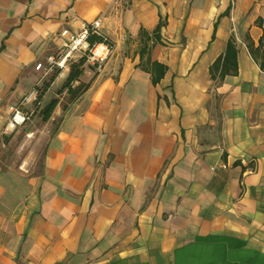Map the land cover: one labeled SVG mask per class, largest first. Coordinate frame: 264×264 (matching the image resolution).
I'll list each match as a JSON object with an SVG mask.
<instances>
[{
  "label": "crops",
  "instance_id": "0c3cea01",
  "mask_svg": "<svg viewBox=\"0 0 264 264\" xmlns=\"http://www.w3.org/2000/svg\"><path fill=\"white\" fill-rule=\"evenodd\" d=\"M98 19L41 166L0 160V264H264V0H0V148Z\"/></svg>",
  "mask_w": 264,
  "mask_h": 264
},
{
  "label": "rangeland",
  "instance_id": "374dc122",
  "mask_svg": "<svg viewBox=\"0 0 264 264\" xmlns=\"http://www.w3.org/2000/svg\"><path fill=\"white\" fill-rule=\"evenodd\" d=\"M79 59V56L76 57L74 63H77ZM85 66L88 67L89 64L86 63ZM70 68L71 65L68 67V69L61 71L53 81L51 79L52 76L59 70L57 68L51 71L48 75L40 78L37 88L39 94L43 93V102L40 104L36 103V105L33 104L24 106L26 111L30 112L33 110V114L26 124H24L14 133L6 135L8 140L5 141V145L1 146L0 148V160L2 162L8 165L17 166L18 164L25 162L27 159H31L38 167L41 166L43 162V152L46 144V137L56 129L64 109L68 106V104L74 101L73 98L70 97L67 90L60 92L64 81L70 72ZM63 72L65 75H63ZM58 77H61L59 82L54 86L53 89H50L52 83ZM47 83H49L48 87ZM76 84L77 83H75V85ZM55 98L59 99V104L56 108L57 110L55 109L58 112L55 115H53L55 111L53 112V120L51 119L48 122H45L43 121L42 111L44 107Z\"/></svg>",
  "mask_w": 264,
  "mask_h": 264
},
{
  "label": "built area",
  "instance_id": "2783aa9c",
  "mask_svg": "<svg viewBox=\"0 0 264 264\" xmlns=\"http://www.w3.org/2000/svg\"><path fill=\"white\" fill-rule=\"evenodd\" d=\"M101 20L98 19L90 24H83L78 32H72L69 29L62 30L60 36L63 43L57 52L49 55L44 61L37 62L35 69L43 72V76L48 75L54 69L60 72L68 69L75 62L76 57L86 58V63L93 65L96 69L101 70L103 65L109 59L112 46L108 42L90 44V35H102L100 32ZM38 88L31 91L23 101L17 105L9 106V115L4 127V134L10 135L26 124L33 110L26 111L24 106L36 105L38 102Z\"/></svg>",
  "mask_w": 264,
  "mask_h": 264
},
{
  "label": "trees",
  "instance_id": "16d2710c",
  "mask_svg": "<svg viewBox=\"0 0 264 264\" xmlns=\"http://www.w3.org/2000/svg\"><path fill=\"white\" fill-rule=\"evenodd\" d=\"M89 42L90 44H94V43H101V42H108L110 46H112L111 41L109 40V38H107L105 35H90L89 36ZM231 47V44L230 46ZM231 49V48H230ZM86 65V58L83 57L81 59H79V61L77 63H73L71 65L70 68V72L67 75L64 84L62 86V89L60 92H62L63 90H67L70 97L73 98V100H75L83 91L84 86L83 84H79V85H75V83H77L78 81H80V78L84 72V68ZM60 73V71L58 70L53 76H52V81L55 79V77H57V75ZM49 86V83H47V87ZM83 86V87H82ZM43 98V93H40L38 96V102H41ZM59 104V99L55 98L52 99L43 109L42 111V116H43V121L47 122L50 120L53 112L55 111L56 107Z\"/></svg>",
  "mask_w": 264,
  "mask_h": 264
}]
</instances>
